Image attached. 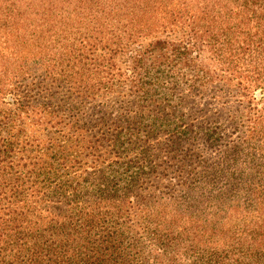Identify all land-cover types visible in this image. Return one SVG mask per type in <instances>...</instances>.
Listing matches in <instances>:
<instances>
[{
  "label": "trees",
  "instance_id": "obj_1",
  "mask_svg": "<svg viewBox=\"0 0 264 264\" xmlns=\"http://www.w3.org/2000/svg\"><path fill=\"white\" fill-rule=\"evenodd\" d=\"M0 264H264V0H0Z\"/></svg>",
  "mask_w": 264,
  "mask_h": 264
}]
</instances>
